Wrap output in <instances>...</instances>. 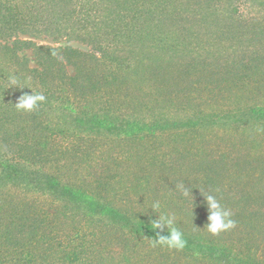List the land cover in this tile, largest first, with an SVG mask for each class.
<instances>
[{
	"label": "rangeland",
	"instance_id": "rangeland-1",
	"mask_svg": "<svg viewBox=\"0 0 264 264\" xmlns=\"http://www.w3.org/2000/svg\"><path fill=\"white\" fill-rule=\"evenodd\" d=\"M8 13L22 27L0 24V166L114 212L0 178V264H264V0H0ZM31 90L45 102L18 111ZM83 113L109 120L88 132ZM209 192L236 221L218 235ZM159 215L214 252L153 247Z\"/></svg>",
	"mask_w": 264,
	"mask_h": 264
},
{
	"label": "trees",
	"instance_id": "trees-1",
	"mask_svg": "<svg viewBox=\"0 0 264 264\" xmlns=\"http://www.w3.org/2000/svg\"><path fill=\"white\" fill-rule=\"evenodd\" d=\"M9 15L10 13H8V15L7 14L3 15V17L0 18V24L3 23V25H7L8 27H13V29L21 28L22 27L20 26L21 22L18 21L20 18L17 17V14L13 13L11 16ZM67 50L72 53L76 52L75 50L71 48H68ZM259 110L260 111H254L256 114V117L258 118L261 117L260 112L262 111V109H259ZM85 114H87L86 111H85ZM85 114L83 113L82 116H76L75 118L71 119V123L74 124L75 128L76 127L79 129L83 128L84 130L88 132H92V131H95L94 129L96 127L97 128L101 127L105 122H107L106 120H109L108 118H104L101 120L99 117H97L96 115H92V114H91L92 115L91 117L87 118ZM86 120L88 122H85ZM63 123L64 124L68 123L66 116H64ZM45 132H47L46 129H45ZM0 178L3 180L4 178L8 179L5 181V183L18 181V182L23 183L24 185H31L29 183L32 182L34 178H36V181H38L36 182L37 187L43 186L44 190L48 191L54 198L70 203L71 206L75 205L76 207H78V209H81V211L83 210L85 211V208L78 206L76 203L82 204L84 207H90V209H87L90 212L95 211L97 209V207L93 208L95 205H100L101 206L100 211L104 210L103 212L105 214H107L110 211L114 212V210H112V208L109 207V205L105 207L104 204L100 202L99 203L95 202L92 198H88L87 196H85L81 191H79L80 187L78 189H75L70 186H67V184H64L63 182H61L59 177L53 173L44 174L38 170L37 171L28 170L23 164L11 163V162H6V164H2L0 166ZM142 230H144L145 233L147 234L148 233L151 234V236L155 238V236L153 235L154 230L151 228V224L144 226ZM185 239L190 244L192 242H196L193 239L188 238L186 236H185ZM195 248L196 249L201 248L202 250H205L208 253L214 252L212 247H209L206 245L204 246L203 244L198 243V242H196Z\"/></svg>",
	"mask_w": 264,
	"mask_h": 264
},
{
	"label": "clouds",
	"instance_id": "clouds-1",
	"mask_svg": "<svg viewBox=\"0 0 264 264\" xmlns=\"http://www.w3.org/2000/svg\"><path fill=\"white\" fill-rule=\"evenodd\" d=\"M53 55H56L53 53ZM24 88L18 86L17 78L13 75L9 78V87ZM29 88V87H27ZM31 89V88H29ZM46 97L43 93H34L32 90L30 93L21 94L17 102L14 104L18 111L30 112L34 110L38 104L45 102ZM179 190L185 196H192L189 189L185 188L183 184L178 186ZM206 202L207 209V222L206 230L213 235H218L221 232L234 228L236 221L233 219V213L225 208L216 195L211 192L203 194ZM153 209H158L160 203L158 201L153 202L150 205ZM164 226L167 229V234H161L159 229ZM151 228L155 231V238H153L152 246L166 247L168 249L180 251L187 245L184 233L175 227V218L169 215H159L157 219L151 221Z\"/></svg>",
	"mask_w": 264,
	"mask_h": 264
}]
</instances>
